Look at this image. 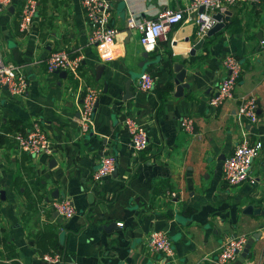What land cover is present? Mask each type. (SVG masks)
<instances>
[{"label":"crops","instance_id":"crops-1","mask_svg":"<svg viewBox=\"0 0 264 264\" xmlns=\"http://www.w3.org/2000/svg\"><path fill=\"white\" fill-rule=\"evenodd\" d=\"M26 1L0 10V55L20 65L30 82L22 96L0 85V134L13 121L25 131L39 120L55 153L33 155L14 141L0 145V239L5 235L12 245L8 250L0 242V263L13 254L20 264H51L42 255L58 252V264H162L165 258L148 241L153 231L163 230L179 264H215L228 236L260 232L245 261L239 255L233 264H264V214L246 212L249 205L264 209V146L254 160L258 183L231 187L223 174L242 134V95L259 100V122L247 129L252 142L264 144V0L232 7L226 26L212 36L200 37L192 23L172 25L154 51L144 50L127 17L155 19L190 0H111L110 22L119 28L112 45L90 43L81 0H38L30 31L21 30ZM200 39L202 48L192 54ZM60 50L82 57L83 82L47 71V58ZM229 53L240 58L243 71L235 98L215 108L209 100L226 76L223 58ZM181 62L189 86L178 95L174 64ZM144 72L155 79L149 91L135 86ZM130 78L133 96L125 99ZM86 86L97 89L99 99L91 130L82 135ZM126 115L149 133V146L138 154L123 123ZM187 115L195 118L194 134L180 125ZM105 153L116 156L117 170L98 183L93 174ZM64 197L75 205L72 218L41 211L44 200Z\"/></svg>","mask_w":264,"mask_h":264},{"label":"built area","instance_id":"built-area-1","mask_svg":"<svg viewBox=\"0 0 264 264\" xmlns=\"http://www.w3.org/2000/svg\"><path fill=\"white\" fill-rule=\"evenodd\" d=\"M14 0H0V10L8 8ZM85 16L91 25L90 43L97 45H112L119 33V28L111 25V0H81ZM262 0H190L183 9H163L155 19H137L130 15L127 17V25L130 29H137L141 34L140 41L146 51H154L158 41L165 32L178 23H192L197 28V33L204 38L208 32L218 23L215 15L225 13L239 3L247 2L252 7L261 3ZM204 8L201 11V8ZM39 9L38 0H27L23 6L20 19V28L30 31L36 13ZM224 20V18H223ZM48 72L66 71L80 82L84 81L81 75L82 57L73 56L68 50H60L51 53L46 60ZM223 66L226 76L219 83L217 92L209 100L212 107L218 108L227 100L235 98L237 85L243 71L240 58L229 53L223 58ZM0 85L5 86L9 92L16 96L24 95L30 85L20 65L6 62L0 55ZM155 79L150 72H144L135 82L138 90L149 91L153 89ZM99 99V91L86 86L81 94L80 128L82 135L91 130L94 113ZM241 138L231 156L226 159L223 166L225 181L231 186H239L243 183L256 184L259 181L255 174L254 160L259 157L263 149V142H252L247 129L248 124L259 122V100L256 95H242L239 98L237 111ZM125 129L130 135V144L138 154L149 146V133L136 118L126 115L123 120ZM182 129L189 133H195V118L183 116L180 119ZM16 146L22 151L33 155H54L53 141L39 120L25 131H17L12 135ZM117 168L115 155L105 153L93 174L96 182L101 183L107 177L114 174ZM173 195H176L175 193ZM56 211L65 219H70L76 214V208L70 198H53L42 202L41 211ZM123 225V223H119ZM2 221L0 218V226ZM249 236L245 233L228 236L219 247L215 264H233L237 261L240 253L244 250ZM149 249L159 253L165 258L162 264H179L176 262L174 244L166 231L155 230L150 234L148 241ZM45 262L61 263L63 256L58 252L44 253L41 257ZM196 264H206L201 260Z\"/></svg>","mask_w":264,"mask_h":264},{"label":"water","instance_id":"water-1","mask_svg":"<svg viewBox=\"0 0 264 264\" xmlns=\"http://www.w3.org/2000/svg\"><path fill=\"white\" fill-rule=\"evenodd\" d=\"M203 7L201 8V11H203ZM231 15H232V12L230 10H228L226 13H225V16L221 13H218L215 15L216 19L218 20V23L208 32V36H212L214 35L215 33L219 32L220 30H222L225 26H226V23L223 21V18H225V21H229L230 18H231ZM204 42V39H200L198 41V43L195 44V46L193 47V50H192V54H195V52L199 49L202 48V44ZM144 57L147 59L149 57V53L145 52L144 54ZM146 64V62L142 63V66H144ZM174 70L176 72V84H177V90H178V95L182 94L183 93V90L184 88L188 87L189 85L187 83H184V80L185 78L187 77V68L184 66V63H175L174 64ZM56 72H62L64 76H67L68 73L66 71H56ZM135 78H130L128 80V82L126 83V96H125V99H128L129 97L133 96L132 95V91L130 90V87L132 85V82ZM117 170V168H116ZM116 172V171H115ZM114 172V173H115ZM0 194L2 195V199H5V195H4V191H0ZM246 212L249 213V214H252V213H261V214H264V209L262 208H254L253 205H249L246 209ZM260 235L261 233L260 232H256L253 234L252 237L249 238L244 250L240 253V257H239V260L241 262H244L245 259L247 258L253 244L255 243V241L257 239L260 238ZM58 264V263H57Z\"/></svg>","mask_w":264,"mask_h":264},{"label":"trees","instance_id":"trees-1","mask_svg":"<svg viewBox=\"0 0 264 264\" xmlns=\"http://www.w3.org/2000/svg\"><path fill=\"white\" fill-rule=\"evenodd\" d=\"M234 21H232L231 23H233ZM12 126L16 127V130L21 131V127L20 124H18L17 121H13L10 128L8 129V131L6 133L0 134V145L1 144H10L11 141H14L12 135L15 133V131H13ZM17 132V131H16ZM15 143V141H14ZM0 242L3 243V245L5 246V249H12V245L9 243V239L4 235L2 237V239H0ZM14 256L13 254H10L7 261H3L0 264H20L18 261L12 259Z\"/></svg>","mask_w":264,"mask_h":264}]
</instances>
